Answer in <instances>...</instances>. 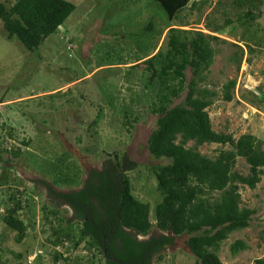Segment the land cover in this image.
<instances>
[{"label": "rangeland", "instance_id": "1", "mask_svg": "<svg viewBox=\"0 0 264 264\" xmlns=\"http://www.w3.org/2000/svg\"><path fill=\"white\" fill-rule=\"evenodd\" d=\"M0 1L10 5L15 0ZM68 1L75 4L74 11L33 51L16 38H6L0 19V134L6 137L11 128L15 136L7 139L9 145L21 150L20 157L11 163L14 168L0 171L2 264H103L102 255L95 249H84L83 244L77 248L71 241L62 246L52 244V230L58 221L49 212V202L55 197L40 180L58 191L80 187L88 171L100 169L111 153H126L138 164L127 172L132 192L148 202L152 212L161 196L147 166L160 161L150 155L146 144L156 116L146 107L153 93L141 89L143 72L133 64L158 48L165 49L170 27L198 29L219 37L211 41L215 55L206 85L220 93L224 83L235 79V87L231 101L216 97L207 107L213 130L231 133L234 138L250 133L264 142V0H237L238 4L223 0L219 10H213L216 0H211L200 11L186 16L181 13L172 21L163 9H154L152 0ZM249 8L257 15L253 21L239 17ZM226 17L232 23L217 32L205 26L206 22L223 24ZM149 24L152 30H146ZM234 44L243 50L239 65L234 55L240 49ZM98 114L100 119L94 124ZM29 140V145L23 144ZM220 148L214 143L203 144L199 151L214 157ZM61 155L74 184L52 182L53 176L58 177L56 170L52 177L42 172L46 170L43 157L52 162ZM234 169L245 175L248 166L238 157ZM239 192L241 205L255 212L247 228L232 232L221 243V264H254L256 258L264 257V170L254 188L241 185ZM11 196L21 200L17 215L26 225L21 243L15 241V231L2 219ZM59 209L65 217L72 214L64 204ZM150 220L154 221L152 213ZM154 231L139 237L146 239ZM172 238L170 245L153 256V264H194L186 246L188 236ZM236 239L244 240L248 248L232 255L229 245ZM55 252L61 255L57 259Z\"/></svg>", "mask_w": 264, "mask_h": 264}, {"label": "trees", "instance_id": "2", "mask_svg": "<svg viewBox=\"0 0 264 264\" xmlns=\"http://www.w3.org/2000/svg\"><path fill=\"white\" fill-rule=\"evenodd\" d=\"M210 1L152 0L156 3L154 9H163L169 21L184 12L186 16L193 10L200 11ZM223 3L216 0L213 10H219ZM74 9L75 4L68 0H15L10 5L0 1V19L6 38H16L27 50L33 51L58 31ZM256 16L251 8L239 14L248 21L255 20ZM231 23V18L226 17L223 24L206 22L205 26L217 32ZM146 27L152 30L150 24ZM218 39L198 29L170 27L166 48H158L133 64L143 72L141 89L153 93L146 107L156 116L146 144L150 155L160 161L147 166L161 196L152 212L150 204L132 192L127 172L136 169L138 164L126 153H108L110 157L103 166L90 169L80 187L58 191L46 180H40L55 197L49 202L52 207L49 212L58 221L52 230L53 245L62 246L71 241L77 248L83 244L84 249L100 253L103 264H153V256L172 243V236L186 234V246L195 258L194 264H221L218 256L221 243L232 232L247 228L255 212L241 205L239 188L241 185L254 188L260 181L264 170V142L250 133L234 138L231 133L216 132L212 128L207 107L216 97L231 101L235 87V79L224 83L220 93L206 85L215 55L211 41ZM234 45L240 49L234 55L239 65L243 50L238 44ZM177 99L180 101L175 102ZM126 123L131 126V119L127 118ZM13 134L11 128L6 137L0 134V171L14 168L13 159L21 155L19 147L9 145L7 140L12 139ZM30 143V140L23 142ZM211 143L222 147L214 157L199 151V146ZM226 145L228 147L223 148ZM4 154L11 157L4 158ZM238 157L248 166L245 175L234 169ZM42 161L46 168L42 172L46 175L52 177L53 171H57L58 177L53 176L52 182L76 183L68 175L69 168L63 165L62 155L52 162L46 157ZM10 200L2 219L15 231V241L21 243L26 233V225L17 215L21 200L14 196ZM59 203L72 211L70 217L60 214ZM153 230L150 237L140 239L139 236H147ZM247 248L242 239L229 245L232 255ZM59 256L60 253L55 252L54 259ZM72 262L76 263L73 259ZM254 264H264V257L256 258Z\"/></svg>", "mask_w": 264, "mask_h": 264}, {"label": "flooded vegetation", "instance_id": "3", "mask_svg": "<svg viewBox=\"0 0 264 264\" xmlns=\"http://www.w3.org/2000/svg\"><path fill=\"white\" fill-rule=\"evenodd\" d=\"M105 253H106V249H105Z\"/></svg>", "mask_w": 264, "mask_h": 264}]
</instances>
